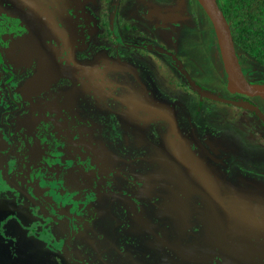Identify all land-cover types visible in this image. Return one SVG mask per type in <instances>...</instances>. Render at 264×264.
<instances>
[{
  "label": "flooded vegetation",
  "instance_id": "obj_1",
  "mask_svg": "<svg viewBox=\"0 0 264 264\" xmlns=\"http://www.w3.org/2000/svg\"><path fill=\"white\" fill-rule=\"evenodd\" d=\"M89 1L0 0V27L6 22L7 28L6 36L0 38V179L3 182V189L6 190L0 193V198L6 199L7 190L11 189L15 201L28 203L37 215L32 227L24 226L16 218H10L15 220L11 222L9 219L5 223L4 227H11L13 232H8L10 228L3 229L0 254L5 252L11 264H23L17 255L26 261L27 253L36 256L29 264L105 263L103 246L106 241L108 246L116 245L115 240H118L117 236L122 226L132 227L137 223L141 230L146 229L143 227H156L153 217L149 222L142 218L140 208L143 207L138 203L141 196L146 198L147 191V180L143 173L139 172L138 163L143 160L142 167L156 171L154 163L143 156L147 145H155L168 156L164 164L172 167V171L176 172L183 185L187 183L197 190V194L203 198L204 205L203 212L190 222L186 221L182 206L174 208V211L170 210L169 216L176 219L171 223V227H176L174 237L169 235V220L159 222L157 227L159 225L161 227H158V231L150 228V235L146 238L150 239L148 243L155 252L160 254L159 261L154 264H225L226 256L223 250L230 244V235L239 230V227L242 229L247 227L244 218L241 217L244 210L256 211L255 221L264 219V183L259 182V179L264 180V165L261 161L255 163L236 155L229 145L221 142L220 135H216L210 123L224 115V112L212 105L211 101L243 107L259 116L261 113L264 115V108L257 100L261 96H250L229 89L217 35L215 36L217 44L209 49H203L201 46L200 56L184 57L175 52L174 49L179 50L183 44L181 41L183 38L178 34L188 26L192 30H195V27L199 28L198 42L211 35L209 24L204 21V15L195 3L189 2L188 9L185 0L156 2L137 0L146 8L144 12L142 9L141 13L146 21L139 20L133 23L125 20L113 9L116 0H104V6L100 0H95L93 6H88ZM5 3L9 6L7 7ZM41 3L59 21L80 28L79 32L84 31L86 35L84 41L68 47L61 39H55L51 30L39 32L30 29L29 41L15 42L10 46L8 30L14 21L22 22L27 16L28 22L38 21L30 17L28 9ZM21 8H24L23 12ZM80 9L81 16L77 15ZM17 11L20 12L15 14ZM115 22L117 25L122 24L123 29L117 27ZM154 29L163 32L157 34ZM232 32L246 78L251 82L263 83L264 59L257 57V35L254 32L250 33V47L247 53H244L240 47L238 48L234 29ZM5 39L9 40L8 43L4 41ZM27 47L29 51L19 58L23 49ZM121 48H127L129 52L119 51ZM252 50L256 51L255 56L258 60L253 61L252 69H248L245 66V57L251 61ZM102 52H106L105 55L102 56ZM153 53H157L161 61L169 59L180 71L184 70L194 77H199L200 80L197 78L198 82L195 83L190 75L191 83L181 86L183 92L193 93L202 104L204 103V106L196 110L194 116L187 113L182 105L168 103L163 95L157 98L143 96L134 100L139 85L147 83L142 79L145 71L140 69L139 62L150 60ZM112 55H117L119 60H113ZM103 62L126 67V72L132 75L133 81L113 82L109 78L112 70L104 71ZM209 62L214 63L217 70L223 72L221 76L214 78L210 75L212 73L206 72ZM41 68L44 70L40 76L42 78L35 80L29 87L28 82L39 74ZM206 76H209L211 81H208ZM52 91L55 93L53 97L50 96ZM178 98L183 97L180 95ZM45 99L47 102L44 105ZM60 101L67 106L69 119L66 122L67 131L58 135L61 129L59 122L63 121V118L57 116L54 106ZM43 110L49 111L47 117L41 118L40 112ZM159 114L166 117L168 123L161 139L165 149L159 147V143L156 144L157 130H152V126L160 127L162 124L160 122L165 121H160ZM36 117L38 119H35ZM25 128L32 129L33 133H26ZM255 131L264 137L262 129L255 128ZM35 137L46 138L50 143L45 148L44 156L39 160L40 164L24 173L26 180H20L15 172L22 167L23 156L28 149L27 142L33 141ZM138 141L140 145H136ZM66 143L70 144L69 147L62 150ZM78 151L82 157H85L86 153L90 154L87 161L79 162L81 156L77 154ZM130 152L133 154H128ZM66 154L69 156L68 162L63 159ZM56 155L58 157H55ZM92 157L95 164L89 165ZM71 159L79 163L77 172L86 182L76 193L79 195L80 207L68 212L46 199L42 194V187L44 184L57 183L59 191V181L67 175L72 165ZM67 164V170L62 178V172ZM179 165L193 171L198 167L199 178L181 177L176 171ZM166 173H169V169ZM34 174L39 175L38 180L43 182L37 189L30 181L32 178L28 180ZM100 174H103V177L98 182ZM17 186H20L22 191ZM128 187L134 190V194L131 195L127 191ZM85 190H89L91 195L88 194V197L82 200L86 195ZM185 195L184 190H180V203L183 202ZM72 196L68 194V197ZM167 197L160 193L158 199L162 202ZM227 198L232 199V212L226 203ZM248 198L252 205L245 208L244 199ZM124 199H129L130 202H134L132 199L135 200L132 218L129 217L132 205L127 206ZM84 210L89 212L90 217L87 218L86 225L80 229L78 225L82 224L76 223L75 213L81 215L85 213ZM122 210L127 211V218L130 220L128 225L120 216ZM205 211L207 213H204ZM218 212H221V218L218 217ZM260 213L263 215L260 216ZM106 215L112 218L109 227L103 226ZM53 222L58 223L57 227L52 226ZM180 227H188L189 231L193 227V231L188 233L199 231L198 227L206 228L200 250L185 254L189 240L182 238L183 229ZM156 232L158 236H155ZM163 235L168 240L174 238L175 245L165 243L161 238ZM78 237L86 240L84 249H78L77 245H74L73 242ZM111 239H114L113 243H110ZM154 241L156 243H153ZM24 244L26 247L23 250L21 246ZM175 259L179 261L183 259L184 262L179 263Z\"/></svg>",
  "mask_w": 264,
  "mask_h": 264
},
{
  "label": "rangeland",
  "instance_id": "obj_2",
  "mask_svg": "<svg viewBox=\"0 0 264 264\" xmlns=\"http://www.w3.org/2000/svg\"><path fill=\"white\" fill-rule=\"evenodd\" d=\"M117 2L114 3L113 9L116 10L118 15L123 17L125 20H129L130 22L135 21H143L146 19L142 16V9L143 12L146 9L145 7H142V2L137 0H116ZM153 2H156V0H152ZM183 1V0H182ZM95 0H90L88 2V6H93L95 4ZM103 3V6L105 5L104 0H100V3ZM195 3V6L200 9V12L204 15V21L209 24L211 35H208L206 39L199 41V28L195 27V30H192L191 27L184 28L181 32H179L178 36H182L183 39L181 41L183 44H181L182 48H179V50H175V52H178L181 56H188L193 55L195 57L200 56L203 49H209L211 46L216 45L217 38H215V28L213 26V23L208 16V14L204 11L203 7L199 3L198 0H185V4L187 5V8H190V3ZM221 6L225 5L226 0H219ZM177 3V2H176ZM184 3V2H183ZM199 3V4H198ZM180 5L179 3H177ZM5 5L8 7L9 4L5 3ZM87 6V7H88ZM172 7V5H168ZM167 6V7H168ZM202 7V9H201ZM234 7H237L235 5ZM253 9L256 11L264 10V5L259 4V6H252ZM108 7H105L107 9ZM89 19V18H88ZM240 19V16L236 12L235 16V22H237ZM262 21H264V14L261 18ZM91 20V19H89ZM117 27H120L123 29V25H117ZM154 31L158 33L163 32V30H157L154 29ZM126 32V31H125ZM129 34V33H125ZM198 42V43H197ZM119 51H123L124 53L129 52L127 48H121ZM106 52H102V56L105 55ZM118 52H115L117 54ZM179 55V56H180ZM256 51L252 50L251 55V61L246 58L245 66L248 69H252V63L253 61L258 60L256 58ZM183 57V58H184ZM113 60H119L117 55H112ZM161 57L157 53H153V55L150 57V60H141L139 63L141 65L140 69H143V75L142 79L146 81V85H139L137 88V95L134 98L136 100L137 98H141L143 96H149L152 98H157L159 96H164L166 100H168V103L174 102L177 105H182L184 110L192 114L193 116L196 113L197 109H200L202 106H204V103L202 104L199 98L197 96H194L193 93L189 92H183V88L181 87L182 84L191 83V78L196 83L197 78L194 77L190 73H187L186 71L175 68V66L172 65L170 60L168 61H161ZM104 64V71L111 69V74L109 75L110 80L113 82L118 81L117 83L121 82H131L133 81L132 75L127 71L126 67H117L110 65V63L103 62ZM208 73H212L214 78H218L222 75V71H218L214 63L209 62V65L206 67ZM191 75V78H190ZM252 75V74H251ZM264 78V77H263ZM206 79L208 81H211V78L209 76H206ZM115 80V81H114ZM198 82V81H197ZM54 91V90H53ZM53 91L49 94L51 97L54 96L55 93ZM182 95V99L178 98ZM258 96V95H256ZM257 98L259 101V105L264 108V98L259 97ZM46 99L43 102L45 105ZM212 105L219 107L221 110H223L224 115L215 118L211 121L210 125L214 132H216V135H220L221 142L229 145L232 149V151L236 155H240L241 157L247 158L251 162L258 163L261 161L264 165V137L262 138L260 135H258L255 131V128H260L264 131V119L261 115L257 116V113L251 112L250 110H246L245 108H241L235 105H229L224 104L218 101H211ZM244 105H247V103H244ZM159 113V112H158ZM160 115V114H159ZM160 122L162 123L159 127V125L156 127V125L152 126V130L156 131V137L157 143H159V147H163L161 143V139L164 135L162 133L167 129L168 123L166 121V117L160 115ZM151 130V131H152ZM152 139L154 140V135L152 136ZM172 140L174 141V137L172 136ZM161 143V144H160ZM70 144L66 143L64 147L62 146V150H65L66 147H69ZM136 145H140V141L136 143ZM146 152L143 153V156H146V159H148L150 162H153L155 169H149L148 167H142L141 163L144 164L143 160H141V163H138L140 167L139 172L143 173L145 176V179L147 180V191H146V198L145 196H141L140 199H138V203L143 207L141 210V216L142 218L146 219L147 222H149V219L153 217V220L155 221L156 227H143L146 229H140L141 227L139 224H134L132 227L122 226L121 232H119L118 240H115L116 245L114 246H108L107 241L105 242V245L103 246V243L101 246L105 249V263H98V264H136V263H144V264H154L157 263L160 258V254L155 252V249L150 246V243L148 241L149 238H146L150 235V228H155L158 231V227H161V225H158L159 222H167L169 220V235L171 237L173 236V232L176 230V227H171V223L175 222L176 219L169 216L170 210L172 209L174 211V208L178 209L180 206H182V211L186 214V221L190 222L191 219H196L200 213L203 212V205L204 201L203 198L197 194V190L189 186L187 183L183 185V182L181 179H179L176 175V172L172 171L171 166H166L164 164V161L167 160L168 156L163 154V152L157 148L155 145H147ZM164 148V147H163ZM165 149V148H164ZM133 151V150H132ZM77 154H80L79 162H85L87 161V158L90 154L86 153L85 157H82L80 151H78ZM128 154H133V152H130ZM63 159L65 162H68L69 156L64 155ZM94 157H92V161L88 162L89 165L95 164ZM14 163L16 162L15 159L13 160ZM68 167V164L65 166L64 171L62 172V178L64 173L66 172ZM169 169V173L167 174V170ZM197 170L193 171L190 168H183L182 166H178L176 171L180 173L181 177L186 176L187 179L190 177H197L199 178ZM187 170V171H186ZM1 171V169H0ZM142 175V176H143ZM100 178L98 179V182L102 179L103 174H100ZM120 177V176H119ZM195 180V179H193ZM260 183H264V180L259 179ZM213 183V182H212ZM216 183V182H215ZM196 187L198 185H195ZM84 188L82 189V191ZM180 190H184L185 192V198L183 199V202L180 203L179 199V193ZM127 191L132 195L134 194V190L132 188L127 189ZM89 190H85V196L82 197V200H85L88 197ZM160 193H164L166 196V200H163L162 202L159 201L158 197L160 196ZM84 194V193H83ZM91 195V194H89ZM125 200V199H124ZM231 200L227 198L226 203L228 205V208L231 210ZM134 202H130L129 199L125 200V204L127 206L132 205V209L130 212L129 217L134 216V208H135V200L132 199ZM153 201V202H152ZM179 201V204H178ZM133 203V204H132ZM138 206V204H137ZM139 207V206H138ZM126 208V206H125ZM250 208V207H249ZM209 209V208H208ZM85 211V210H84ZM233 210H231L232 212ZM204 213H207L205 211ZM218 217L221 218V212H218ZM89 212H86L84 214L78 215L75 213V217H77V224L78 228L82 229L87 222V218ZM127 211H120V216L123 218V220L127 221L124 222L126 225L129 223V219L127 218ZM15 219H10L12 222ZM111 216L106 215V219L103 223V226L109 227L111 223ZM179 220V219H177ZM154 223V222H151ZM58 223L53 222L52 226L57 227ZM180 225V224H179ZM140 227V228H139ZM10 228V229H9ZM111 228V227H110ZM183 229L181 232V236L184 240H189V244L185 248V254L188 255L193 250H200V245L203 240L202 237H205L206 228L205 227H198L199 231H194L192 233H188L193 231V227L190 228V231L188 227H180ZM9 229L8 232H13L11 227H4V230ZM90 231L89 229H87ZM153 230H151V234H153ZM188 233L185 237V234ZM8 235V234H7ZM158 236V233L156 232V235ZM145 237V238H144ZM162 240L166 243H169L170 245H175L174 238H171V240H168V238L164 235L161 237ZM167 238V239H165ZM109 240V239H108ZM114 240V239H113ZM113 240L111 239L110 243H113ZM158 240V239H157ZM158 242V241H157ZM74 245H77L78 249H84L86 247V240L84 238L78 237L75 242H73ZM153 243H156L154 241ZM142 244V245H141ZM89 245V244H88ZM25 244L21 246V249L24 250ZM139 248V249H138ZM6 249V248H5ZM91 250L96 251L93 247H90ZM172 251V250H171ZM174 252V251H172ZM137 255H135V254ZM145 254V255H143ZM149 254V255H148ZM141 255V256H139ZM143 255V256H142ZM148 255V256H147ZM164 256V254H162ZM173 255V254H172ZM27 260L24 261L21 259L20 255H17V258H19L23 264H29L31 261L35 259V255L26 254ZM175 257V256H174ZM184 257V256H183ZM177 262L182 263L183 259L179 261V259H175ZM184 262V261H183ZM0 264H11L9 256H6V253L0 254Z\"/></svg>",
  "mask_w": 264,
  "mask_h": 264
},
{
  "label": "bare ground",
  "instance_id": "obj_3",
  "mask_svg": "<svg viewBox=\"0 0 264 264\" xmlns=\"http://www.w3.org/2000/svg\"><path fill=\"white\" fill-rule=\"evenodd\" d=\"M21 9H22L21 11L23 12L24 8ZM28 11L30 17L37 19L39 22L38 21L34 23L28 22L27 21L29 18L28 16L25 17V19L22 22H19V20L18 21L15 20L10 30H8L11 38L10 46H12V44H14L15 42H20L25 40L29 41L30 34L28 30L30 29H36L39 30V32L40 31L47 32L48 30H51L54 34L55 39H61V41H63L65 45L68 47H72L75 44L82 43L86 37L84 31L79 32L80 28L74 27L68 22L64 23L56 19L50 13L49 9H47L44 5H42V3L41 5L30 6ZM19 12L20 11H17L15 12V14ZM77 15L79 16L82 15L81 9L78 11ZM36 17H41V18H36ZM84 21L85 20H83L82 22L84 23ZM42 22H44V24H42ZM6 34H7L6 22H3L2 26L0 27V38L6 36ZM4 41L8 43L9 40L5 39ZM29 47L23 49V52L20 54L19 58L23 57L29 51ZM48 111L49 110H43L42 112H40L41 113L40 117L44 118L45 117V115H43L44 112L48 115ZM54 111L56 112L58 117L63 118V122H61V126L64 123V121L65 123L68 121L69 119L68 108L64 103H62L61 101L59 103L57 102L56 105L54 106ZM35 119H38V117H36ZM61 126L59 123V128ZM64 126L67 127L66 124ZM67 129L68 127L66 128V130H64V132L67 131ZM58 133L60 135L62 133V129H60ZM38 142H39L38 140H33L29 142V144L30 143L35 144L34 148L32 147L33 153L31 155L28 154L29 155L28 159H30L31 161L37 158L38 156L37 155L38 149H36V143ZM70 163L72 165L70 166L67 175L65 176L64 179L59 181L60 184L58 183L60 186L59 191L57 190L58 189L57 183H54V189L52 188L53 192L59 198L60 209L66 210L68 212H71L74 208L80 207L81 203L79 202V195H77L76 193L78 189L80 187L82 188L83 184L86 182L84 179L79 177V173L77 172L79 169V163L73 159L70 160ZM24 165L25 166L27 165L25 161H24ZM33 168H28L27 171H31ZM36 176L38 179L39 175ZM31 183L35 186V183L33 182ZM67 184L70 186H66ZM44 187L50 189L48 187H52V185L49 186L44 184ZM35 188L37 189V187ZM5 191L6 190L3 189V182L0 180V193H3ZM68 194H72L73 196L68 197ZM8 195H9L7 196L8 199L0 198V205L3 206V207L0 206V238L4 237L3 235L4 225L10 218L18 219L26 227H32L33 224L35 223V219H37V215L32 211L28 203L26 202L17 203L15 200L11 201V198L15 196L13 190H10V194ZM8 212L9 213L12 212V214H9Z\"/></svg>",
  "mask_w": 264,
  "mask_h": 264
},
{
  "label": "crops",
  "instance_id": "obj_4",
  "mask_svg": "<svg viewBox=\"0 0 264 264\" xmlns=\"http://www.w3.org/2000/svg\"><path fill=\"white\" fill-rule=\"evenodd\" d=\"M43 115H45V117H47V114L45 112ZM61 122H63V121L59 122L60 126H61ZM65 124L66 123L64 121V123L60 127L62 129V132H64V130H66V128H67L64 126ZM21 125H22V123H21ZM25 132L26 133H33L32 129H26V128H25ZM58 135H59V133H58ZM34 140L39 141L38 143H36V149H38L37 150L38 156H37V158H35L32 161L30 159H28V157H29L28 154L31 155L33 153L32 149L34 148L35 144L34 143L29 144V142H27L28 149L26 150L25 155L23 156L22 167L17 169L15 172L16 176L20 180L21 179L26 180L25 174L28 172L27 171L28 168H33V167H36L40 164L39 160H41L42 157L44 156L45 148L50 143V141L46 138L36 137V139L34 138ZM55 157H58V155H56ZM24 161L27 163L26 166L24 165ZM31 178H32L31 182L35 183V187L40 186V184L43 185V182L41 183L37 179V176L35 174L30 176L28 180H30ZM66 186H70V185L67 184ZM48 188H50V189L45 188L43 185L42 194L45 196L46 199H48L52 203L59 205V198L53 192L54 184L52 185V187H48ZM10 190H7L8 194H10ZM6 199H8V198H6ZM13 200H15V196H13L11 198V201H13ZM244 200H245V202H244L245 208L252 205V201L249 198H248V200L247 199H244ZM0 206H2V205H0ZM8 208H11V207H8ZM255 213H256V211L251 209V210H244V212L241 214V217L244 218V222H245L247 227H243V229H242V227H239L241 230L239 229L235 232H232V234L230 235V238H229L230 244L226 246V248L224 249L225 251L223 250V254H225V256H226V259L224 262L225 264H264V227H262V225L264 223V219L261 218V219H259L260 221H255L254 220V217L256 216ZM9 214H12V212H10ZM262 215H263V213H260V216H262ZM237 224H238V222H237ZM259 225H261V227H259ZM136 264H139V263H136ZM141 264H144V263H141Z\"/></svg>",
  "mask_w": 264,
  "mask_h": 264
},
{
  "label": "water",
  "instance_id": "obj_5",
  "mask_svg": "<svg viewBox=\"0 0 264 264\" xmlns=\"http://www.w3.org/2000/svg\"><path fill=\"white\" fill-rule=\"evenodd\" d=\"M198 1L202 5L214 25L215 32L219 41L224 66L228 76L229 89L234 92L238 91L250 96L258 95L264 98V82L259 83L249 81L242 70L238 54L235 48L231 22L226 17V14L221 8L219 2L217 0ZM43 73L44 70H42L41 68L39 74L37 76H34V78H32L28 82V84L30 83L29 87L33 85L35 80L38 81L40 78H42L40 76H42ZM240 104L244 103L240 102ZM261 115L264 118V115L262 113ZM17 188L22 191L20 186H17Z\"/></svg>",
  "mask_w": 264,
  "mask_h": 264
},
{
  "label": "trees",
  "instance_id": "obj_6",
  "mask_svg": "<svg viewBox=\"0 0 264 264\" xmlns=\"http://www.w3.org/2000/svg\"><path fill=\"white\" fill-rule=\"evenodd\" d=\"M259 4L264 5V0H226L225 5L221 6L220 4V6L228 20L232 22L238 48L240 47L244 53H247L250 47V33L254 32L258 41L257 57L264 59V21L261 19L264 10L256 11L252 7H257ZM235 5L237 7H234ZM236 12L240 16L237 22H235Z\"/></svg>",
  "mask_w": 264,
  "mask_h": 264
}]
</instances>
